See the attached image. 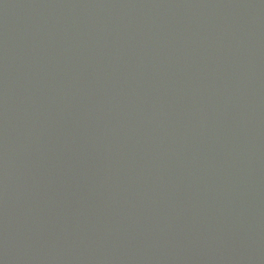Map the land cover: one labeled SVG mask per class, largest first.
Listing matches in <instances>:
<instances>
[{"label": "water", "instance_id": "95a60500", "mask_svg": "<svg viewBox=\"0 0 264 264\" xmlns=\"http://www.w3.org/2000/svg\"><path fill=\"white\" fill-rule=\"evenodd\" d=\"M0 264H264V0H0Z\"/></svg>", "mask_w": 264, "mask_h": 264}]
</instances>
